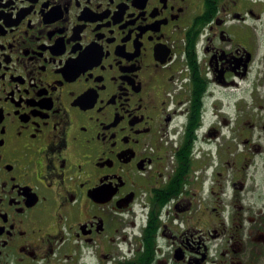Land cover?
<instances>
[{"label":"flooded vegetation","instance_id":"flooded-vegetation-1","mask_svg":"<svg viewBox=\"0 0 264 264\" xmlns=\"http://www.w3.org/2000/svg\"><path fill=\"white\" fill-rule=\"evenodd\" d=\"M0 264H264V0H0Z\"/></svg>","mask_w":264,"mask_h":264}]
</instances>
